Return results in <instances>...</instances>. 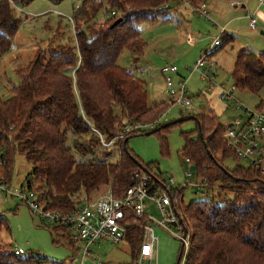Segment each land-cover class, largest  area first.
I'll list each match as a JSON object with an SVG mask.
<instances>
[{
  "label": "trees",
  "instance_id": "16d2710c",
  "mask_svg": "<svg viewBox=\"0 0 264 264\" xmlns=\"http://www.w3.org/2000/svg\"><path fill=\"white\" fill-rule=\"evenodd\" d=\"M36 1L0 0V63L11 51L23 23L15 5L24 9ZM48 1L59 5L65 0ZM169 1L82 0L74 8V44L59 43L48 53L40 49L21 71L25 78L12 87L10 99L0 98V150H6L5 154L0 152L5 160L0 168L1 180L10 185L12 151L20 148L32 167L26 184L35 191L39 203L45 210L70 213L81 205L83 194L94 196L109 185L115 196L121 197L136 183L137 175L145 172L133 158L153 178H161L130 150L129 139L150 133L158 138L161 154L167 157L170 129L186 120L171 126L159 124L155 129L164 114L177 105L170 98L169 103L151 107L146 82L118 62L125 51L133 53L135 63L144 57L147 43L140 24L166 13L168 10L161 8ZM187 1L196 6L204 2ZM223 37L219 48L233 41L232 35ZM174 76L177 83L186 79L180 71ZM232 79L240 93H260L264 89V52L255 55L242 51L236 58ZM180 110L190 112L193 105L190 110ZM189 119H196L197 129L181 134L185 142L182 155L196 166L195 173L205 180V186L204 198L188 205L184 203L186 188L171 191L174 211L190 233L186 264H264V174L241 164L228 146L225 134L230 125H221L214 114L204 111ZM129 127L133 129L122 142L119 159L109 160L107 152L99 159L96 151L103 147L95 131L111 141ZM228 159L235 161L233 169L225 167ZM227 194L233 197L229 199ZM131 220L140 222L129 226L125 240L136 264L143 227L151 221L134 215ZM2 230L10 231V226L7 217L0 214ZM52 235L62 237L74 255L55 261L33 253L19 256L13 248L0 245V264H76L78 250L67 231L54 226ZM54 243L59 242L54 239Z\"/></svg>",
  "mask_w": 264,
  "mask_h": 264
},
{
  "label": "rangeland",
  "instance_id": "374dc122",
  "mask_svg": "<svg viewBox=\"0 0 264 264\" xmlns=\"http://www.w3.org/2000/svg\"><path fill=\"white\" fill-rule=\"evenodd\" d=\"M81 1L65 0L59 5H54L48 0H39L23 9L26 14L18 13L19 17L23 19V23L12 42L15 49L11 47L9 54L2 58L0 63V98L2 100L10 99L12 87L17 86L25 78L21 71L28 67L40 49L48 53L59 43L74 44L75 33L70 19L73 17L74 8H77ZM232 2H237L240 5L239 13L243 12L242 5H247L250 11H255L259 4L258 0H204L202 4L207 5V11L211 17L206 18L195 10L200 7L199 5L180 1L178 9H175L173 3L170 2L172 8L166 13L158 15L154 21H144L140 24L142 37L148 45L146 56L135 63L133 53L125 51L118 62L120 67L146 82L151 107L163 101L170 102L165 86V76L161 72L165 66H177L180 74L188 79L187 92L192 101L193 110L182 111L179 107L173 106L154 127L156 129L159 124L167 125L182 119L186 120L169 131V156H162L159 140L154 135L132 137L128 144L130 150L140 158L144 165L150 167L153 174L161 176L162 181L169 183V180L173 178L175 180L174 189L186 187L185 205L204 198L202 193L204 191L203 178L195 172L188 176L190 165L182 155L185 142L181 134L197 129V122L187 119L204 111L206 114H214L221 125L228 127L237 119L245 118L242 111L235 109L233 102L221 101L217 91H208V83L202 79L200 74L192 73L198 59L210 49L213 39L221 37V40L224 41L221 28H225V22L230 18L226 14L232 8ZM233 11L231 19L239 17ZM220 12L223 16L228 17L222 18ZM29 15L30 17H28ZM102 15L100 20L104 21ZM235 24L238 29L234 34L236 40L224 43L223 47L219 48L214 55L215 61L219 64V67L214 68V72L216 71L218 74L215 82L225 84L232 89H234L232 71L237 55L244 49L255 55L264 52L263 22L258 23L257 31L251 30L250 22L248 23L246 17L237 19ZM59 28L60 33L58 34ZM226 32L229 34L230 30L226 28ZM56 33L58 37H56ZM188 35L193 41L192 44L187 42ZM203 38L207 41L203 43L205 48L197 53V42ZM170 53H172L171 57ZM173 77L177 83V78ZM234 96L244 108L251 111H255L264 104V89L258 94L240 93L234 89ZM0 152L5 154V148ZM96 152L99 159L104 158L103 152H107L106 156L113 162L119 159V154L114 147L98 148ZM12 155V177L10 185L7 187L11 193L15 194L27 187L26 181L32 167L27 160L26 153L20 148L13 149ZM240 163L248 165L243 161ZM224 165L228 169H233L236 163L233 159H228ZM217 189L218 187L214 190ZM227 195L229 199L233 197L232 194ZM0 214L7 217L10 226V231H0L1 246L19 248L27 255L33 253L55 261L68 260L74 255L62 237L52 235L54 226L51 223L35 216L18 197L14 195L12 197L1 189ZM146 215L152 221L155 235L159 240L158 246L156 245L158 264H178L179 260V264H181L184 260L181 239L156 225V222L162 220V215L152 202H146ZM172 231L177 233L178 230L172 228ZM54 239L59 243H54ZM77 250L76 259L80 261L76 264H80L83 255L79 248ZM92 251L96 256L95 260L93 257H87L85 264H133V251L127 242L119 245L104 242L92 247Z\"/></svg>",
  "mask_w": 264,
  "mask_h": 264
},
{
  "label": "built area",
  "instance_id": "2783aa9c",
  "mask_svg": "<svg viewBox=\"0 0 264 264\" xmlns=\"http://www.w3.org/2000/svg\"><path fill=\"white\" fill-rule=\"evenodd\" d=\"M177 1L178 3L181 1L191 4L187 0ZM170 2L173 3V0L165 4L161 10H167L170 7ZM260 3L264 5V0H260ZM231 5L238 6L239 4L232 2ZM15 8L18 13L26 14L22 8L16 5ZM207 9L206 4H201L195 10L201 16L211 18ZM247 16L250 18L251 28L256 30L257 19L250 12L247 13ZM70 21L73 24V20L70 19ZM224 32L225 28H221V35ZM221 44V37L214 38L210 49L198 59L192 73L200 74L202 79L207 81L209 92H219L221 101L225 103L233 102L235 109L245 114V118L241 117L231 124L225 134V139L240 161L261 170L264 174V105L261 109H256L255 111L244 108L237 97L234 96V89L215 82L217 76L214 68L217 67L218 63L215 61L214 55L218 52ZM13 48L15 49L12 45ZM161 72L165 76V86L169 97L179 108L190 110L192 102L187 92L188 79H182L177 84L174 83L173 76L179 72L174 65L165 66ZM135 128L138 129L140 126ZM132 129V127L127 128L124 133L111 141H106L98 131H95V133L100 137L103 148L114 147L120 153L122 142ZM186 162L190 166L193 165L189 159ZM4 165L5 160L0 157V168L2 169ZM192 173L189 170L188 176ZM137 178L136 183L121 197L115 196L111 185L103 187L94 196L83 194L80 200L81 205L70 213L45 210L39 203L35 191L30 190L28 186L19 193L13 194L8 190V185L5 181L0 179V189L12 197L13 195L18 197L30 208L35 216L51 223L52 226L64 228L72 243L82 252L83 258L80 264H85L87 257H93L95 260L96 256L92 253V247L96 245H100L103 242L119 245L125 242L129 226L140 224V222L131 220V215L138 218H148L146 215V202H152L162 215V220L156 222V225L168 232H172L174 236L181 239L183 250H185L184 260H182L181 264H186L185 257L190 245V233L173 208L171 191L174 189L175 180L171 178L169 183H166L161 178L155 179L148 172L142 171L137 175ZM203 182H205L204 179ZM143 228V242L136 264H144L145 262L146 264H152L153 261L158 264L156 245L158 246L159 240L155 235L152 221ZM172 228H176L178 230L177 233L172 231ZM14 250L19 256H27L19 248ZM79 261L75 259V263H79Z\"/></svg>",
  "mask_w": 264,
  "mask_h": 264
},
{
  "label": "crops",
  "instance_id": "0c3cea01",
  "mask_svg": "<svg viewBox=\"0 0 264 264\" xmlns=\"http://www.w3.org/2000/svg\"><path fill=\"white\" fill-rule=\"evenodd\" d=\"M180 3V2H179ZM179 3H177V2H175V3H173V8H175V9H178V7H179ZM258 7H257V9L255 10V11H250L249 10V7L247 6V5H242V8H243V12L242 13H239L238 12V9H239V7H240V5H238V6H232L231 5V7L232 8H230V10H229V13L228 14H226V15H228V16H230V18H229V20L227 21V22H225V25H224V27H225V32H224V34H227L228 32H226V28H227V30L229 29L230 30V33L228 34V35H232L233 36V41L234 40H236V36L234 35V34H236L235 32H236V30H238L237 29V26H236V24H235V22H236V20L237 19H239V18H245L246 17V20L248 21V23L250 22V18L247 16V13L248 12H250V14H254L253 16L256 18V19H258L257 20V26H258V23H260V21L261 22H263V24H264V5H261V3H260V0H258ZM170 8H172V7H169L167 10H170ZM231 9H233V10H231ZM166 10V11H167ZM234 12V13H236L237 15H239V17H236V18H232L231 19V17H232V15H233V13H231V12ZM221 13V16H222V18H227L226 17V15H224L223 16V14H222V12H220ZM215 16H217V14H215ZM241 16H245V17H241ZM213 18V17H212ZM232 26H235V28H232ZM250 26V25H249ZM257 26H256V30H253L252 28H251V26H250V28H251V30H253V31H257ZM263 28V27H262ZM239 32V31H238ZM262 34H264V31H262ZM187 42H189V43H193V41H192V39H191V37L188 35L187 36ZM205 42H207L204 38L203 39H200V41H198L197 42V53L199 52V51H202L205 47H204V45H203V43H205ZM147 47H148V45H147ZM245 50V49H244ZM244 50H242V51H244ZM241 51V52H242ZM144 56H146V54L144 55ZM169 56L171 57L172 56V53H170L169 54ZM238 56V55H237ZM237 58V57H236ZM235 61H236V59H235ZM235 64V63H234ZM177 67V66H176ZM178 68V67H177ZM179 70V69H178ZM164 87V86H163ZM163 102H168V100L167 101H163ZM230 126H231V124H230ZM104 243V242H103ZM102 244V243H101ZM153 264V263H152Z\"/></svg>",
  "mask_w": 264,
  "mask_h": 264
},
{
  "label": "water",
  "instance_id": "95a60500",
  "mask_svg": "<svg viewBox=\"0 0 264 264\" xmlns=\"http://www.w3.org/2000/svg\"><path fill=\"white\" fill-rule=\"evenodd\" d=\"M194 120L196 121V119H194ZM182 121H183V119L180 120V121H176V122H173V123H169V124H167L166 126L175 125L176 123H179V122H182ZM149 135H151V134H150V133H147V134H146V136H149ZM201 137H203V136L201 135ZM212 137H213V135L210 136V138H212ZM125 151H126L127 154H129L127 148H125ZM133 160H134L135 163L139 166V168H142L143 171L148 172V171H147V170H146V169L140 164V162H139L138 160H136V159H134V158H133ZM189 170H190L191 172H196V171H197V168H196L195 165H191L190 168H189ZM158 171H159V170H158Z\"/></svg>",
  "mask_w": 264,
  "mask_h": 264
}]
</instances>
